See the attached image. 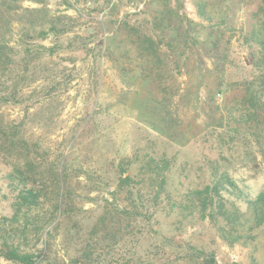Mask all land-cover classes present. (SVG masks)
Returning <instances> with one entry per match:
<instances>
[{
    "label": "rangeland",
    "instance_id": "obj_1",
    "mask_svg": "<svg viewBox=\"0 0 264 264\" xmlns=\"http://www.w3.org/2000/svg\"><path fill=\"white\" fill-rule=\"evenodd\" d=\"M260 2L20 0L7 11L0 219L14 210L16 169L41 192L48 221L62 205L32 248L35 264H190L191 245L215 251L218 264H264V226L229 245L207 221L177 217L153 187L119 186L121 166L142 176L153 156L171 161L172 196L198 182L207 160L254 195L264 188V132L252 135L227 113L251 77L245 34ZM142 23L153 59L130 37Z\"/></svg>",
    "mask_w": 264,
    "mask_h": 264
},
{
    "label": "trees",
    "instance_id": "obj_2",
    "mask_svg": "<svg viewBox=\"0 0 264 264\" xmlns=\"http://www.w3.org/2000/svg\"><path fill=\"white\" fill-rule=\"evenodd\" d=\"M19 1L2 0L0 5V69L5 70L8 66L9 72H12L9 69L12 56L6 33L10 30L11 20L7 19V11L19 9ZM199 12L202 17H207L203 8ZM141 25L131 27L130 37L143 56L153 59V34L149 33L151 26ZM52 28L56 32V28ZM245 41L251 46L246 61L252 73L243 83L240 96L233 94V102L227 107V113L233 120L247 125L252 135H261L264 132V0L258 5ZM144 163L143 170H140L142 176L132 175L129 167L121 166L119 186L126 187L129 193L138 185L153 187L155 199L166 194L171 211L177 217L181 220L207 221L217 236L229 245L251 241L255 232L264 226V188L252 194L246 184L235 179L217 160H207L198 174V182L186 190L177 191L174 196L168 191L171 161L150 156ZM15 171L9 175V179L17 183L18 195L13 203L12 215L0 219V256L14 264H35L39 255L32 252V248L41 240L49 224L61 215V200L56 202L52 219L48 221L50 216H44L45 203L41 192L27 187L23 170ZM22 246L30 249L23 251ZM43 253L41 251L40 256ZM188 254L190 264H218L215 251L205 247L191 245Z\"/></svg>",
    "mask_w": 264,
    "mask_h": 264
}]
</instances>
